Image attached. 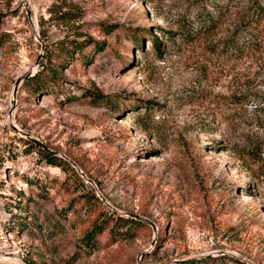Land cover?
<instances>
[{
    "label": "rangeland",
    "instance_id": "obj_1",
    "mask_svg": "<svg viewBox=\"0 0 264 264\" xmlns=\"http://www.w3.org/2000/svg\"><path fill=\"white\" fill-rule=\"evenodd\" d=\"M189 263L264 264V0H0V264Z\"/></svg>",
    "mask_w": 264,
    "mask_h": 264
},
{
    "label": "trees",
    "instance_id": "obj_2",
    "mask_svg": "<svg viewBox=\"0 0 264 264\" xmlns=\"http://www.w3.org/2000/svg\"><path fill=\"white\" fill-rule=\"evenodd\" d=\"M112 26L107 29V31L112 32ZM151 37L153 38L154 42L157 46L160 47V42L158 39L153 36V31L150 30ZM137 45L143 46V38L140 35H135L134 38ZM88 41L90 43L95 42L94 39L88 38ZM86 44V43H85ZM83 43H79L80 47L81 45H85ZM96 44V43H95ZM106 46V42L99 44H96V47L98 50H102ZM55 73L51 76L46 77L43 74L35 75L34 76V83L36 84L35 91L45 88L49 83H55L58 80V73L54 71ZM98 98H105V95L102 93H99L96 95ZM28 146H31L32 148L37 149L40 153H42L46 158L47 161L50 163H53L54 165H63V167H70L71 165L64 159H58L56 156H54L52 153L47 152L44 148H41L40 145L36 143H31L30 141L27 142ZM85 204V208H89V205L92 202H96L98 205H102L103 203L100 201L98 196L95 193H86L83 194ZM144 226L143 222H140L134 218L130 217H123V216H112L111 214H108L107 211L101 210L99 212L98 220L92 225V228L88 231V233L85 235V241L87 244L91 245L93 242H95L97 235L105 233L107 230H109L110 233L115 234L118 232H121L122 229H126L127 232H134L138 228H141ZM194 264V263H189Z\"/></svg>",
    "mask_w": 264,
    "mask_h": 264
},
{
    "label": "water",
    "instance_id": "obj_3",
    "mask_svg": "<svg viewBox=\"0 0 264 264\" xmlns=\"http://www.w3.org/2000/svg\"><path fill=\"white\" fill-rule=\"evenodd\" d=\"M22 81H23V78L17 79V81L15 83L14 91H13V94H15L14 96L18 95V91H19V88L21 86ZM31 139L33 140V142H35L36 144L42 146L44 149L49 150L46 146L43 145V143L41 141H39L37 139H34V138H31Z\"/></svg>",
    "mask_w": 264,
    "mask_h": 264
}]
</instances>
